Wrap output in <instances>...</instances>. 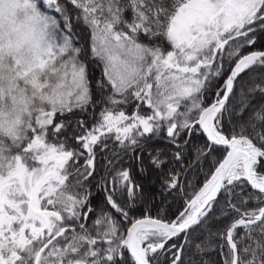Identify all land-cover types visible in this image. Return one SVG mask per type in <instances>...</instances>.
<instances>
[{
  "label": "snow or ice",
  "instance_id": "snow-or-ice-1",
  "mask_svg": "<svg viewBox=\"0 0 264 264\" xmlns=\"http://www.w3.org/2000/svg\"><path fill=\"white\" fill-rule=\"evenodd\" d=\"M0 264H264V0H0Z\"/></svg>",
  "mask_w": 264,
  "mask_h": 264
}]
</instances>
